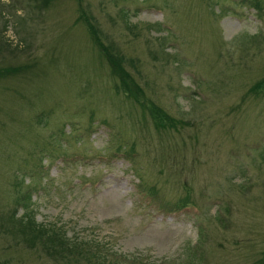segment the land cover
I'll return each instance as SVG.
<instances>
[{
    "label": "rangeland",
    "instance_id": "rangeland-1",
    "mask_svg": "<svg viewBox=\"0 0 264 264\" xmlns=\"http://www.w3.org/2000/svg\"><path fill=\"white\" fill-rule=\"evenodd\" d=\"M31 2L0 0L11 46L0 65L31 66L0 76V264L264 259V91L249 88L264 74V8L80 1L123 69L176 119L161 128L121 92L77 0ZM5 178L28 190L16 215L60 228L64 257L5 230L15 195Z\"/></svg>",
    "mask_w": 264,
    "mask_h": 264
},
{
    "label": "trees",
    "instance_id": "trees-1",
    "mask_svg": "<svg viewBox=\"0 0 264 264\" xmlns=\"http://www.w3.org/2000/svg\"><path fill=\"white\" fill-rule=\"evenodd\" d=\"M31 4L34 6L42 5L41 3L48 0H31ZM80 1L77 0V8L78 13L76 15V20L83 26V29L89 38L90 42L95 46L97 54L102 56L105 62L108 65L110 73L115 75L120 82V90L121 92L130 98H132L143 110L148 114L152 123L156 127H175L176 119L166 113L161 107L155 104L144 92L140 89L139 86L133 81V79L128 75V73L123 69L122 57L121 54L111 47V45L101 38V31L95 25L93 21H91L86 14V12L81 8ZM248 1L251 6H254L258 10H262L264 8V0H242ZM8 41L5 38H0V49L11 47L7 43ZM30 65L28 63H12V64H1L0 65V76H8L10 74H19L22 71L26 70ZM31 67V66H30ZM29 67V68H30ZM31 71V69L29 70ZM263 83V84H262ZM250 90H253L254 93H259L264 91V74L256 81L252 83L249 87ZM7 184L10 189L15 193L13 197V206L11 207V211H8L7 220L11 223L10 226H7L5 230L9 232L13 239L16 241L23 242L25 245L29 247L38 246L44 252H47L51 257L56 258L57 256L64 257L61 253V249L63 247H59V244H64V236H61L59 229L55 231L49 230L40 222H33L29 220L28 213L24 212L22 214H15V207L21 205L24 207V210L27 208V198H28V190L25 187L24 193H21V190L16 189V185L18 182L9 181L5 178ZM186 203L184 201H180L178 205L176 204L172 209H178L182 206H185ZM4 227V226H3ZM18 237V238H17ZM75 244H73V247ZM264 259L259 258L253 262V264H264Z\"/></svg>",
    "mask_w": 264,
    "mask_h": 264
}]
</instances>
